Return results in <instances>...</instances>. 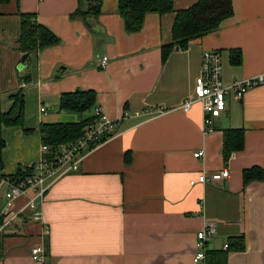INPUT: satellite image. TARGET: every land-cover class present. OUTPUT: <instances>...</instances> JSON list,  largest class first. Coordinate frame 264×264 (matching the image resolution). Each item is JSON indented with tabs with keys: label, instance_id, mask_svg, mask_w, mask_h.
I'll return each instance as SVG.
<instances>
[{
	"label": "crops",
	"instance_id": "1",
	"mask_svg": "<svg viewBox=\"0 0 264 264\" xmlns=\"http://www.w3.org/2000/svg\"><path fill=\"white\" fill-rule=\"evenodd\" d=\"M196 2L173 0L172 13L147 14L135 34L124 31L118 0H102L94 30L70 18L78 0H19L0 7V110L7 112L10 97L23 89L25 113L23 126L2 128V177L40 159L41 124H77L90 117L91 110L59 109L63 93L93 91V107L120 121L77 171L49 188L41 221L26 213L0 232V264H38L31 259L36 245L45 248L48 264H206L207 259L193 263V256L196 235L208 224L215 226L205 241L208 259L219 253L226 264H264V86L240 101L227 97L210 131L203 127L199 103L187 113L179 110L193 97L205 50L220 51L225 85L264 72V0H232L233 14L218 30L191 40L184 50L174 48L162 64L175 11ZM19 12L34 15L60 40L35 54L29 74L16 44ZM230 50L240 52L239 63H232ZM25 75L30 81L22 84ZM148 109L165 112L148 117ZM226 130L243 133L242 150L227 161ZM199 151L203 155L195 158ZM224 168L227 179L190 185L201 173ZM253 168L262 177L245 185L243 173ZM7 190L0 188V209ZM24 202L22 197L15 204ZM237 241L243 249H235Z\"/></svg>",
	"mask_w": 264,
	"mask_h": 264
},
{
	"label": "trees",
	"instance_id": "2",
	"mask_svg": "<svg viewBox=\"0 0 264 264\" xmlns=\"http://www.w3.org/2000/svg\"><path fill=\"white\" fill-rule=\"evenodd\" d=\"M19 0H0V7ZM78 8L70 15L71 19L81 18L89 30H94L97 26V18L100 14L102 0H78ZM81 4H85L82 8ZM173 12V0H118V14L122 20L124 31L127 34H135L141 31L143 22L147 14H157L159 16ZM233 14L232 0H197L189 8L175 11V17L171 28V42L161 47V63L164 64L174 48L184 50L191 40L202 38L203 36L218 30L221 22ZM1 15V13H0ZM20 18V33L17 40L18 50L27 57L31 54L58 45L60 40L45 26L37 23L35 16L18 13ZM233 64L240 62V52L230 50ZM22 84L30 81L27 75L21 77ZM12 101L8 112L0 110V178L3 170L2 151L5 141L2 137V128L9 126H23L24 123V96L22 91L10 97ZM96 94L93 91L77 90L71 93H63L59 99V109L72 110L79 113L92 110L95 104ZM90 118L77 124H41L39 132L41 143L49 148V155L55 153L60 144H65L78 138L84 126ZM243 148V133L241 130L224 131L223 158L228 160L229 156L241 151ZM129 163L128 156L125 158ZM32 174L30 168H19L17 174L8 177L9 180L28 177ZM262 171L258 168L246 170L243 173V181L246 185L249 181L261 179ZM229 246L228 249H230ZM235 249H243V243H235ZM205 251L206 264H226L224 254L216 253L208 259ZM213 254V253H211ZM48 264V263H45Z\"/></svg>",
	"mask_w": 264,
	"mask_h": 264
},
{
	"label": "built area",
	"instance_id": "3",
	"mask_svg": "<svg viewBox=\"0 0 264 264\" xmlns=\"http://www.w3.org/2000/svg\"><path fill=\"white\" fill-rule=\"evenodd\" d=\"M107 58H103L99 65L103 68ZM264 86V72L255 76L235 80L229 85L222 82V57L220 51L205 50L201 54V71L194 81L193 97L187 98L180 105L183 113L190 111L195 103H199L203 111V127L210 131L214 121L226 110V98L230 97L240 101L251 89ZM44 112V108H41ZM90 121L84 126L82 134L73 141L60 144L55 153L48 156L49 148L41 146V157L29 168L32 174L28 177L9 180L0 178V188L8 186L4 194L5 204L0 209V232L7 228L13 221L28 213L32 221L42 220V206L46 200L49 188L62 176L78 170L81 162L88 153L98 148L102 143L111 138L117 131L120 121L108 118L99 108L91 110ZM163 109H148L144 112L148 117L163 114ZM140 116L141 112H135ZM127 113L124 114L126 116ZM203 155L201 151L194 153L195 158ZM229 170L222 169L217 173H201L190 185L215 184L229 177ZM24 197L25 202L20 207L16 201ZM44 234L48 235L49 228L45 227ZM215 233L213 224L206 225L196 235L193 263L205 259V241L208 236ZM227 247V246H226ZM31 259L38 264L46 263L45 248L36 245L31 249Z\"/></svg>",
	"mask_w": 264,
	"mask_h": 264
},
{
	"label": "rangeland",
	"instance_id": "4",
	"mask_svg": "<svg viewBox=\"0 0 264 264\" xmlns=\"http://www.w3.org/2000/svg\"><path fill=\"white\" fill-rule=\"evenodd\" d=\"M34 56H35L34 54H31L30 56L27 57V60H26V62H25V65H26L25 74H29V70H30V67H29V66L31 65L32 62H34V60H33V59H34V58H33ZM27 66H28V68H27ZM33 76H34V75H33ZM34 80H36L35 77H34ZM34 80H33V81H34ZM22 91H23V89H22ZM23 96H24V95H23ZM8 111H9V110H8ZM8 111H7V112H8ZM44 111H45V109H44ZM24 115H25V113H24ZM24 121H25V119H24Z\"/></svg>",
	"mask_w": 264,
	"mask_h": 264
},
{
	"label": "water",
	"instance_id": "5",
	"mask_svg": "<svg viewBox=\"0 0 264 264\" xmlns=\"http://www.w3.org/2000/svg\"><path fill=\"white\" fill-rule=\"evenodd\" d=\"M176 50H177V48H176ZM25 59H26V55H24V56L22 57L21 61L24 62Z\"/></svg>",
	"mask_w": 264,
	"mask_h": 264
}]
</instances>
